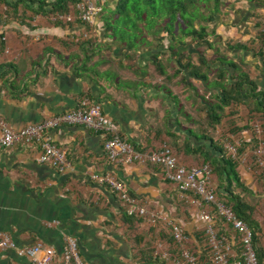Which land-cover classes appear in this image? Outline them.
Listing matches in <instances>:
<instances>
[{
  "label": "crops",
  "instance_id": "0c3cea01",
  "mask_svg": "<svg viewBox=\"0 0 264 264\" xmlns=\"http://www.w3.org/2000/svg\"><path fill=\"white\" fill-rule=\"evenodd\" d=\"M5 1L18 2L15 7L0 2V118L9 128L40 123L74 109L81 98H87L100 105L119 136L134 150H153L165 143L181 163L193 165L201 158L192 149L208 145L197 136L209 134L222 142L225 125L245 124L239 108L241 120L236 114L222 120L213 132H206V108L216 102L218 92L207 88L215 81L214 71L207 74L206 82L185 69L164 79L154 72L153 38H147L149 45L139 43L128 50L106 31L102 13L91 26L76 21L57 25L26 0ZM102 1L113 8V0ZM219 1L220 14L206 25L212 49L186 40L184 53L189 52L190 63L206 74L199 57L213 70L217 65L211 64L214 53L223 50L228 60L243 66L255 91L264 98V58L256 53L258 32L264 31V0ZM226 42L245 45L248 50L227 49ZM162 44L165 48L168 41ZM172 72L167 70V75ZM162 90L168 92L161 107L167 111L164 119L161 117L163 124L150 112L154 101L162 102ZM171 97H176L177 104ZM228 136L237 144V136L246 141L249 133ZM47 137L65 151L68 171L37 163V142L0 149V233L7 234L16 246L0 254V264H32L17 249L35 243L59 254L65 237L76 240L83 264H149L150 259L159 260L154 256V243H168V227L161 221L154 226L127 217L116 196L95 181L107 172L148 210L179 224L190 248L197 251L193 234L201 231L202 223L191 215L192 207L175 187L163 180L159 167L111 166L102 150V138L79 126L50 130ZM237 172L244 185L256 191L249 168L240 163ZM216 226L230 232L221 224ZM262 234L264 249L263 227Z\"/></svg>",
  "mask_w": 264,
  "mask_h": 264
},
{
  "label": "built area",
  "instance_id": "2783aa9c",
  "mask_svg": "<svg viewBox=\"0 0 264 264\" xmlns=\"http://www.w3.org/2000/svg\"><path fill=\"white\" fill-rule=\"evenodd\" d=\"M74 9L73 13L55 15L50 20H60L64 23L76 20L82 25L91 26L101 12V7L93 0H80ZM63 126H79L98 134L103 140L104 156L113 167L131 164L159 167L163 180L171 183L181 199L194 209V215L202 223L201 232L207 246L205 258L201 257L202 254L198 250L190 248L189 239L179 224L166 221L161 214L148 210L144 203L128 194L112 173L107 172L95 177L97 183L106 186L116 196L127 215L143 219L149 225L155 226L159 221L166 224L172 242L154 243V256L164 264H258L250 229L236 218L228 206L215 197L210 165H185L165 143L153 150H134L119 136L114 123L102 113L100 105L96 102L81 98L74 109L19 129L9 128L0 118V149H9L16 145L29 146L37 142V163L51 165L58 171H68L70 164L66 160L65 151L53 145L47 137L48 131ZM225 148L234 155V149L229 144L225 145ZM247 155L243 154L241 163L247 161ZM252 155L256 167L264 175V145L257 144ZM195 198H199L202 203ZM202 205L203 207L199 208ZM217 222L229 229L231 236L221 233L216 226ZM195 248L197 249L196 246ZM9 249H16L14 242L7 234L0 233V254ZM17 251L32 264H83L77 252V242L71 237L64 238L59 254L53 248L40 243Z\"/></svg>",
  "mask_w": 264,
  "mask_h": 264
},
{
  "label": "trees",
  "instance_id": "16d2710c",
  "mask_svg": "<svg viewBox=\"0 0 264 264\" xmlns=\"http://www.w3.org/2000/svg\"><path fill=\"white\" fill-rule=\"evenodd\" d=\"M35 5L40 12L51 18L55 15H66L74 12L75 4L80 0H26ZM0 2L6 7L16 6V3L9 4L5 0ZM97 5L98 3L95 2ZM211 4V8L206 9V4ZM113 8L110 10L111 20L103 21L106 31L115 38L117 31L125 34L127 26H131V38L128 42H123V36L119 35L116 40L124 43L128 50L134 48L136 40L135 33L137 30L139 34L142 32L138 29L137 23H143L144 28L148 30L150 38L154 39V55L152 56V63L154 72L160 74L164 79H169L172 75L179 74L182 70H186L191 76L200 79L202 82L207 81V74L214 71L215 81L212 83L213 88H216L217 95L215 96V103H210L206 108V129L205 131L213 132L215 127L220 124L222 120L230 119L232 116L238 114L239 108H242L244 115V125L236 127L235 125H225V131H222L220 139L222 142L214 141V138L204 133L197 136L205 140L208 145L207 148L198 147L192 149L194 154L200 155V163H207L211 167L214 193L218 201L228 206L234 213L236 218L244 222L252 233V245L257 257L258 264H264V249L261 241L263 238L262 225L255 217L256 206L250 203L244 195L253 196L256 194L251 189L244 185L240 175L237 172L238 165L241 163L243 154L250 153V149L262 143L264 145V98L263 95L255 91V85L249 79L247 73L244 71L242 65L234 63L226 57L223 53L215 52L213 61L217 62L216 68L211 70L208 62L202 57H199V64L201 67H206V74L199 72V68L190 63V54L184 53L186 40L194 43L195 46L204 45L208 49H212V45L208 42L209 33L206 31V25L212 23L216 16L220 14L219 0H113ZM107 7V5L105 4ZM102 12H100L99 16ZM76 20L70 22H62L60 20L53 21L57 25H65L74 23ZM79 23L78 21H76ZM80 24V23H79ZM174 26L176 28L174 29ZM154 27V28H153ZM153 28V31L151 32ZM257 40L259 47L256 53L264 58V31L258 32ZM138 37V36H137ZM168 41V45L164 48L162 41ZM83 45L85 40L80 41ZM225 46L230 50H248V47L239 43L226 42ZM260 46H262L260 48ZM198 55V54H197ZM167 56V58H166ZM185 61V62H184ZM172 62V65L169 63ZM175 69V70H174ZM167 70H173L170 76L167 75ZM176 100V97H172ZM235 126V127H234ZM223 128V129H224ZM247 131L249 133L248 140L243 138L238 139L237 144L229 138V134L240 133ZM209 133V132H208ZM193 135V133H191ZM195 136V135H193ZM196 137V136H195ZM233 142L236 144L234 155L225 148L224 142ZM256 145V146H255ZM132 146V145H131ZM132 148H135L132 146ZM175 153V152H174ZM176 154V153H175ZM253 156V155H252ZM250 159L244 162V167H251ZM196 164V163H195ZM255 165V163L253 162ZM256 166V165H255ZM260 173H262L260 171ZM263 175V173H262ZM255 178V177H254ZM253 178V179H254ZM255 183L260 181V177L255 178ZM127 217L135 218L127 215ZM220 222H217L219 224ZM223 234H230V232L220 231ZM170 235V234H169ZM194 238L200 242L202 232L193 234ZM167 242H172L171 236L167 237ZM205 242V241H204ZM203 258L207 253V246H201ZM196 249V248H195ZM204 251V252H203ZM148 261L149 264H164L160 260Z\"/></svg>",
  "mask_w": 264,
  "mask_h": 264
},
{
  "label": "rangeland",
  "instance_id": "374dc122",
  "mask_svg": "<svg viewBox=\"0 0 264 264\" xmlns=\"http://www.w3.org/2000/svg\"><path fill=\"white\" fill-rule=\"evenodd\" d=\"M94 1V0H93ZM97 3H98V5L101 7V12H102V17H103V21L105 20V21H110L111 20V15H110V9L108 8V7H106L105 6V4L106 3H104L102 0H97ZM211 4L212 3H210V4H206V9L204 10V9H202L203 10V12L204 13H206V11L208 10V9H210L211 8ZM207 14V13H206ZM137 27H138V29L142 32L141 34H139V31L137 30L136 32H134L135 33V36L134 37H136V40H135V46H137L139 43H141V44H143V45H149V41H148V39L147 38H150V34H147L148 33V30L146 29V28H144V25H143V23H137ZM119 28V31H120V27H118ZM154 28V27H153ZM153 28H152V30H151V32L153 31ZM176 28V26H174V29ZM119 31H117V35H116V39H117V37L119 36V35H122L123 36V42H125V43H127L128 42V38H131V32H132V28H131V26H127V29H126V31H125V34H123V33H119ZM147 32V33H146ZM138 36V37H137ZM132 39V38H131ZM134 46V47H135ZM220 48V47H219ZM223 50H221L220 49V53H223L222 52ZM246 69V68H245ZM246 70H248V69H246ZM213 84L211 83V82H209L208 83V86H207V88H213V86H212ZM201 87V89H203V85H201L200 86ZM166 94H168V92H167V90H162V91H160V95H161V101L162 102H157L156 104H155V102L156 101H154V107H153V110H151L150 112L151 113H154V116H155V114L158 116V117H163V119H164V116L166 115L165 114V111H166V109H162L161 107H162V105H164V103H166V101H167V96H166ZM172 98V97H171ZM174 100V99H173ZM175 102H176V104H177V102H178V100L176 99L175 100ZM165 110V111H164ZM167 112V111H166ZM181 118V117H180ZM163 119L161 118V124H163ZM182 121H183V119H182ZM221 134H222V132H221ZM223 141V140H222ZM224 144L225 145H228L229 144V146L231 147V148H233L234 150H235V147H236V144L235 143H233V142H224ZM169 146V145H168ZM256 146V145H255ZM170 147V146H169ZM171 148V147H170ZM254 150V147L253 148H251L250 149V153L247 155V159L249 160L250 159V161H252V162H250L251 163V167H253V171L251 172V177H255V178H257V177H260V181L258 182V184H257V182L255 183L256 185H254L255 186V189H256V191H254L256 194H253V196L251 197V196H247V195H244L245 197H246V199L250 202V203H254L255 204V206H256V209H255V217L257 218V220L261 223V225H262V227L264 228V175H262V173H260V170L258 169V167H256L254 164H253V156H252V151ZM242 166H244V163H242ZM255 178L253 179V180H255ZM211 182H212V185L214 186V183H213V177L211 178ZM251 191L253 192V189H251ZM196 200H198L200 203H202L201 202V200L199 199V198H195ZM203 207V205L201 206V207H199V208H202ZM188 210H190V208L188 207ZM192 211H191V215H193V213H194V209H191ZM205 241V239H204V237H203V235L201 236V239H200V242L198 243V241L196 240V247H198L197 248V250L198 251H200V254H202V252H201V246H204V242ZM199 245V246H198ZM204 252V251H203ZM207 254V253H206ZM206 256V255H205Z\"/></svg>",
  "mask_w": 264,
  "mask_h": 264
}]
</instances>
